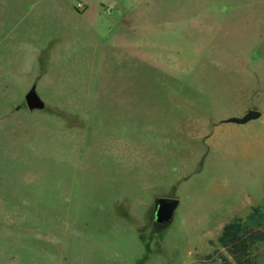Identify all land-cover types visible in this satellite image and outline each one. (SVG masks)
<instances>
[{
	"label": "rangeland",
	"instance_id": "rangeland-1",
	"mask_svg": "<svg viewBox=\"0 0 264 264\" xmlns=\"http://www.w3.org/2000/svg\"><path fill=\"white\" fill-rule=\"evenodd\" d=\"M262 204L264 0H0V264H216Z\"/></svg>",
	"mask_w": 264,
	"mask_h": 264
},
{
	"label": "trees",
	"instance_id": "trees-1",
	"mask_svg": "<svg viewBox=\"0 0 264 264\" xmlns=\"http://www.w3.org/2000/svg\"><path fill=\"white\" fill-rule=\"evenodd\" d=\"M215 242L225 255L213 249L204 256L206 259L216 255V264H256L253 250L258 243L264 242V204L251 207L245 215L223 224Z\"/></svg>",
	"mask_w": 264,
	"mask_h": 264
},
{
	"label": "water",
	"instance_id": "water-1",
	"mask_svg": "<svg viewBox=\"0 0 264 264\" xmlns=\"http://www.w3.org/2000/svg\"><path fill=\"white\" fill-rule=\"evenodd\" d=\"M24 104L28 110L41 109L43 107V102L36 95L34 87L31 86L23 96ZM259 111L254 109H248L240 117H229L227 121H232L235 123H244L250 119L258 117ZM177 205V200L172 197H160L155 200L153 209V220L157 225H162L167 222L174 208Z\"/></svg>",
	"mask_w": 264,
	"mask_h": 264
},
{
	"label": "crops",
	"instance_id": "crops-1",
	"mask_svg": "<svg viewBox=\"0 0 264 264\" xmlns=\"http://www.w3.org/2000/svg\"><path fill=\"white\" fill-rule=\"evenodd\" d=\"M78 4L80 5V3H77L76 6H77ZM77 7H79V6H77ZM225 121H227V119H226ZM229 122H230V121H229ZM231 122H232V121H231ZM250 207H252V206H250ZM250 207H249V208H250ZM242 210H243V209H242ZM246 210H247V209H245L244 211H239L238 209H234V210L230 211V215H231V214L235 215V214H237V213H239V212H243V213H244ZM222 224H225V223H219V226L222 227V226H223ZM221 227H220V229H221Z\"/></svg>",
	"mask_w": 264,
	"mask_h": 264
},
{
	"label": "built area",
	"instance_id": "built-area-1",
	"mask_svg": "<svg viewBox=\"0 0 264 264\" xmlns=\"http://www.w3.org/2000/svg\"><path fill=\"white\" fill-rule=\"evenodd\" d=\"M77 6H80L79 4Z\"/></svg>",
	"mask_w": 264,
	"mask_h": 264
}]
</instances>
